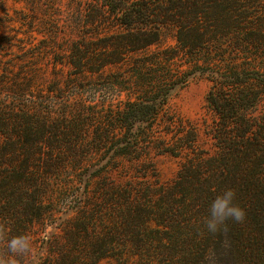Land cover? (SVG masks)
Listing matches in <instances>:
<instances>
[{"label": "trees", "instance_id": "trees-1", "mask_svg": "<svg viewBox=\"0 0 264 264\" xmlns=\"http://www.w3.org/2000/svg\"><path fill=\"white\" fill-rule=\"evenodd\" d=\"M78 12L87 21L78 25L98 40L87 45L72 43L64 50L70 53L67 65L126 69L89 85L76 84L74 96L84 97L91 90L94 98L88 104L83 101L71 109L64 104L63 112L54 105L38 104L19 113L13 111L7 123L0 119V135L4 137L0 138V224L11 221L16 227L11 231L5 227L4 237L22 234L19 223L42 220V203L30 195L40 185L36 178L38 171L44 170L42 164L55 169L67 157L66 164L79 171L89 153H100L113 143L119 149L117 156L124 159L131 158L141 143L147 149L162 151L166 141L149 140L141 132L144 126L138 124L148 123L149 118L157 120L166 110L171 93L197 75L211 83L207 103L216 116L207 132L215 139L216 147L234 153L230 161L235 169L244 164L258 170L264 167V155L257 156L264 153V6L260 0H97L89 12L83 14L82 8ZM122 92L128 94L127 100L117 109L102 101L104 110L100 111L94 102L99 93L109 97ZM58 113L63 119L73 117L77 121L102 114L109 121V130L94 128L89 142L85 134H74L70 127L48 125V117ZM166 117L167 133L186 132L182 122ZM9 121V131L12 129L21 140L20 149H10V134L2 130ZM189 128L186 137L179 140V148L193 150L196 146L199 130ZM63 137L64 143L59 140ZM65 145L69 146L67 154ZM242 151L246 152L243 156ZM249 176L256 179L252 173ZM250 182L246 186L251 192ZM14 186L32 201L21 207L23 211H12L9 206L10 188ZM241 191L248 197L245 188ZM207 203L200 204L202 216L207 213ZM253 206L246 210L243 223L228 221L225 231L215 236L203 233L201 223L181 232L177 220L169 217V226L163 224L168 230V244L160 250L167 259L164 263L264 264V211L257 209L261 206L256 203ZM121 216L124 224L113 233L106 231L97 241L89 230L93 216H82L71 232H65L67 245H61L58 252L54 250L57 264H99L111 257L113 245L125 237L138 251H151L149 238L143 240L138 233L139 218Z\"/></svg>", "mask_w": 264, "mask_h": 264}, {"label": "rangeland", "instance_id": "rangeland-1", "mask_svg": "<svg viewBox=\"0 0 264 264\" xmlns=\"http://www.w3.org/2000/svg\"><path fill=\"white\" fill-rule=\"evenodd\" d=\"M96 3L97 0H0V119L4 123L12 117L9 115L13 111L19 113L27 106L47 103L63 112L64 104H68L69 109L83 101L88 104L90 98H94L91 90L88 89L84 97L74 96L76 84L89 85L109 73L126 69L67 65L70 53L66 48H71L72 43L79 41L87 45L98 40L78 25L87 21L77 14L81 8L83 14L89 12ZM260 4L264 6V0H260ZM93 69L98 71L92 72ZM210 88L211 83L197 75L186 86L171 93L166 110L157 120L149 118L148 123L138 124L144 126L141 132L149 140L166 141L162 151L147 149L146 144L141 143L129 156L131 158L124 159L117 156L119 149L113 143L100 153H89L79 171L66 164L67 157L60 160L55 169H47L42 164L44 170L38 171L36 178L40 185L36 190L33 188L30 195L37 196L42 203L43 218L39 223L18 225L22 233L31 237L35 264L58 263L55 252L61 245H67L65 232H71L73 224L82 216H93L89 230L96 241L102 239L106 231L113 233L124 224L121 214L130 215L134 220L139 218L138 233L143 240L149 238L147 244L151 251L148 252L138 251L127 237L117 239L111 257L99 264H165L167 259L164 260L160 250L168 244L165 239L168 230L163 224L169 226L166 220L172 217L181 232L199 225L200 204L210 202L216 191L234 188L237 197L243 200L237 199V203L245 210L253 209L256 203L261 206L256 208L264 211V167L258 170L244 164L235 169L230 161L234 153L223 152L208 135L207 126H212L216 116L207 103ZM114 94L110 98L104 93L95 96L94 102L100 111L104 110L102 101L113 104L114 109L120 102H126V92ZM166 116H173L187 126L186 132L167 133ZM62 117V113L48 117L47 124L70 127L74 134H85L89 142L94 128L109 130L106 126L109 121L102 114L94 118L86 116L84 121ZM189 125L199 130L193 150L178 147L179 140L190 132ZM10 126L11 121L2 129L10 134V149H20L21 140L12 134V129L9 131ZM116 135L121 137L120 133ZM0 138L4 140L2 135ZM59 140L66 141L64 137ZM64 152L69 153L68 145L64 146ZM240 153L241 156L246 154ZM261 155L264 153H257ZM250 173L256 179L252 180ZM248 181H251V192L246 186ZM244 188L248 192L246 198L241 195ZM10 190L12 211H23L21 207L25 203H32L18 186ZM253 192L256 194L251 195ZM159 214L164 217L161 219ZM5 227L9 231L16 228L11 221L8 225L0 224L3 230ZM6 255L7 250L0 240V256ZM19 261L33 264L32 259L19 258Z\"/></svg>", "mask_w": 264, "mask_h": 264}, {"label": "clouds", "instance_id": "clouds-1", "mask_svg": "<svg viewBox=\"0 0 264 264\" xmlns=\"http://www.w3.org/2000/svg\"><path fill=\"white\" fill-rule=\"evenodd\" d=\"M246 218V210L237 203V192L228 187L215 192L208 204L207 213L202 216L200 223L202 231L215 236L223 233L228 221L243 223ZM0 240L7 250L6 256H0V264H20L19 258L34 261L33 245L29 234L22 233L10 238L4 237V230L0 228Z\"/></svg>", "mask_w": 264, "mask_h": 264}]
</instances>
